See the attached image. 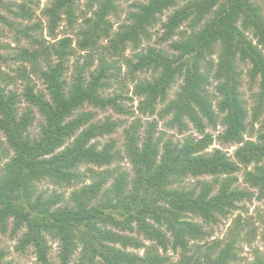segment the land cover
Wrapping results in <instances>:
<instances>
[{"label":"trees","instance_id":"16d2710c","mask_svg":"<svg viewBox=\"0 0 264 264\" xmlns=\"http://www.w3.org/2000/svg\"><path fill=\"white\" fill-rule=\"evenodd\" d=\"M77 1L53 0L46 9L50 35L62 15L73 24ZM178 1L146 0L136 5L127 15L128 24L110 37L102 25L116 11L115 0H90V6L97 10L83 33L87 35L81 48L87 49L99 31L108 39L106 50L110 54L116 56L130 44L135 51V62L127 59L132 70H149L155 75L135 85L139 113L152 116L158 103L166 102L162 112L171 117L170 125L183 130L188 123L200 136H188L181 142L154 138V123L139 136L141 125L133 123L124 131L131 179L121 170L92 173V182L72 190L67 200L57 194L45 198L34 190L35 184L44 180L57 185L82 183L85 175L77 171L81 164L103 167L117 160L112 142L99 147L93 140L112 134L119 124L109 119L92 123L93 113H76L85 104L126 112L118 103L120 96L101 94L107 73L104 56L98 58V71L89 73L92 55L87 53V63L76 66L68 81L65 64L72 55L68 37L50 48L23 52L22 57L32 65L46 90V94L34 92L28 84L23 93L26 102L44 118L38 138L27 133L33 120L31 112L18 116L16 94L0 85V131L13 152L0 176V230L5 232L9 221L13 232L24 229L18 248L33 247L39 263L48 262V237L58 241L63 264L78 244L77 264H164L166 259L156 253L158 249L179 251L182 264H230L237 259L240 218L229 228V237L193 258L187 257L190 241L207 233L190 217L214 224L237 209V202L252 196L233 187L237 179L231 175L239 171L237 164L219 150L205 153L212 142L206 130L216 126L219 116L224 127L221 140L240 145L235 151L237 162L245 168L253 165L252 170L245 171L244 181L264 197V131L257 141L243 140L247 110L239 92L238 69L246 66L249 77L258 80L257 105L262 107L264 16L253 0H188L179 7ZM169 9L173 11L163 24L161 40L169 43L171 53L150 46L140 50L141 41L149 39L148 28ZM183 24L188 33L179 31ZM176 36L179 38L174 39ZM178 78L182 80L179 90L167 101V91ZM211 83L214 99L208 91ZM203 176H211L213 181H199L190 190L173 188L184 178ZM128 233L142 235L154 248H148L143 256L129 252L128 247L142 245ZM0 264H12L4 261L1 251ZM252 264H264V259L256 255Z\"/></svg>","mask_w":264,"mask_h":264},{"label":"rangeland","instance_id":"374dc122","mask_svg":"<svg viewBox=\"0 0 264 264\" xmlns=\"http://www.w3.org/2000/svg\"><path fill=\"white\" fill-rule=\"evenodd\" d=\"M188 0H179L178 7L185 4ZM53 0H0V85L6 91L16 94L18 104L16 109L18 116L27 111L31 112L33 120L28 126L27 133L31 138H38L40 136V128L44 124V118L38 112L37 108L26 102L23 97L24 90L29 84L34 92L46 94L45 85L40 79L39 75L33 72L32 65L22 57L25 50L39 51L42 47H49L56 45V43L63 38L70 39V49L72 55L66 60L65 78L70 81L76 66H82L87 63L86 55L90 53L91 66L90 72H97L99 65V56H104V66L107 69L106 77L102 81L101 94L105 97L113 95L120 96L118 103L126 112L120 113L114 109H97L89 104H85L80 111L91 112L95 115L92 123H101L105 119H109L119 124L117 129L110 135L96 138L93 142L98 143L99 147L112 142L114 150L118 158L113 163L103 167L94 166L92 164H81L77 171L85 175L82 183L72 182L71 185H57L49 180L36 183L34 186L35 194H41L43 197H51L53 194L60 195L67 200L72 190L78 189L84 184L92 182L90 175L92 173H108L111 171L121 170L128 174V178L133 177L132 166L125 154V135L124 131L128 129L133 123H140L141 127L138 130L139 136L147 130L149 123L155 125L154 138H162L163 140L171 139L173 142H181L185 137L193 136L199 138V134L194 128L187 123L183 130H178L176 125H170L171 117L163 114V109L166 102L158 103L155 114L152 116L141 115L138 111L140 99L133 94L135 85L144 80H150L155 75L149 70L147 71H133L132 66L128 65L127 59L131 63L135 62V51L132 47L127 45L124 52L118 55L110 54L106 50L108 39L102 36V32H97L96 37L91 38L92 44L87 49L81 48V43L84 41V31H88L91 22L95 19L96 6H90V0H78L76 3L77 9L73 24H68L65 16L62 15L61 21L58 23L52 35L49 34V18L46 9L51 6ZM261 11L264 16V0L252 1ZM146 0H115L116 11L106 17L103 28L107 29L105 33L112 37L114 33L121 30V27L128 24L127 15L136 10V5L144 4ZM172 9L163 12L158 16L155 23L149 28V39L142 40L140 50L146 47H155L171 53L168 42L161 40L164 32L163 24L166 22ZM26 33L23 35V33ZM179 31L188 33L187 25L183 24ZM90 35V33L88 34ZM176 36L174 39H178ZM41 43V44H39ZM216 56L213 60L216 61ZM213 61V63H214ZM39 68H43V64L38 62ZM38 67V66H37ZM240 87L239 92L244 101L247 110L246 132L243 134L244 141H257V138L264 131V104L262 107L257 105L259 86L258 80H252L248 73L246 66L240 65ZM182 80L176 79L175 83L171 85L167 91V101L174 98L178 92ZM209 93L213 99L214 85L211 83L208 87ZM216 126L207 128L206 132L212 137L210 146L205 150V153H212L219 150L224 153L232 162L239 166V171L232 174L237 181L233 185L239 190H244L252 196L237 202V209L233 210L226 218L220 219L214 224H206L201 219L191 216L190 219L201 224L207 235L202 239L191 240L190 252L187 257L202 255L203 249L207 246L226 239L229 237V228L234 227L235 222L240 218V225L237 226L240 232L239 240L237 242V259L230 264H252L255 261L256 255H260L264 259V197L259 196L257 189L250 188L244 181L245 171L253 169V165L245 168L237 162L235 151L240 146L236 143H226L221 140V135L224 127L221 125L220 116L217 118ZM13 152L8 147L4 135L0 131V176L4 164L12 157ZM264 165V161L261 163ZM207 181L212 182L213 177L203 176L199 178L187 177L179 184L174 185L173 188L190 190L197 182ZM108 182L106 187L110 185ZM11 222L9 221L8 228L5 232L0 230V251L4 253V261L12 264H41L37 261L35 250L31 246L25 247L23 250L18 248L19 241L24 235V229L17 232L11 230ZM137 238L141 243V248L128 247V251L136 253L140 256L145 255L149 249H153V242L148 241L136 233H128ZM49 252L47 264H63L59 257V243L56 239L47 238ZM197 253V249H200ZM147 250V251H146ZM81 245L78 244V249L74 252L70 260L66 264H77L80 257ZM156 253L166 259L164 264H182L184 259L182 253L174 252L170 249L162 251L158 249Z\"/></svg>","mask_w":264,"mask_h":264}]
</instances>
